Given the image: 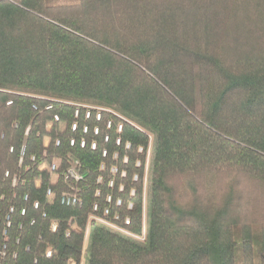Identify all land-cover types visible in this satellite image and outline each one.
Returning <instances> with one entry per match:
<instances>
[{
  "label": "trees",
  "instance_id": "16d2710c",
  "mask_svg": "<svg viewBox=\"0 0 264 264\" xmlns=\"http://www.w3.org/2000/svg\"><path fill=\"white\" fill-rule=\"evenodd\" d=\"M3 84L116 105L154 134L147 241L94 225L86 264H264V0H0ZM49 101L0 89V264L82 262L101 150L115 146L75 149L87 173L83 204H63L62 176L52 184L43 171L35 184L50 113L33 104ZM149 132L127 123L122 137L131 147H120L129 154L119 163L123 194L135 187L137 232L143 181L132 175L143 174L138 148ZM47 149L52 156L70 148Z\"/></svg>",
  "mask_w": 264,
  "mask_h": 264
},
{
  "label": "built area",
  "instance_id": "2783aa9c",
  "mask_svg": "<svg viewBox=\"0 0 264 264\" xmlns=\"http://www.w3.org/2000/svg\"><path fill=\"white\" fill-rule=\"evenodd\" d=\"M38 97L50 99L43 107H39L34 103L33 108L40 110L41 113H50L45 120L46 134L43 138L44 151L39 161L38 169L40 173L35 177V184L39 186L43 180V171H47L50 176V182L56 183L60 176L63 177L68 189L63 190L60 196L61 202L66 205H82L83 198L81 196V183L86 177V170L83 166L81 156L75 151L79 148H90L92 150L100 149L101 143H113L114 150L110 152L108 147L104 146L101 150V161L99 165L100 173L97 176V182L100 184L95 190L97 199L93 202L92 207L87 215V223L85 228V238L90 235V230L94 225L105 226L116 231L126 237L144 243L148 238V181L150 174V161L153 150L152 133L149 132V143L147 147L139 146L140 152H145V166L143 174L134 172L133 180L143 181V197H142V227L139 232L131 228L133 219L131 211L134 208V200L132 196L135 194V187L132 186L129 193L125 196V182L123 178L127 175V170L120 166L119 161L128 162L129 154L127 151L121 155L120 147L125 149L131 147V141H123L122 133L127 123L133 124L138 128H144L136 124L131 117L123 113L121 110L105 103H93L85 100L48 97L36 95ZM12 101H8L10 104ZM64 106L62 109L54 111L55 104ZM65 105L71 106L68 111ZM17 125V122L15 123ZM32 128V123L28 124L25 129V135H28ZM39 134V132H38ZM51 144L55 148H60L66 144L70 149L65 152H55L49 156L48 146ZM26 141L22 143L19 163L23 164L26 156ZM13 150V146L11 147ZM31 162L38 161L39 155L33 152L29 155ZM110 158V160H109ZM109 160V163H108ZM139 164V160H137ZM30 164L26 166L29 168ZM108 173V177L104 172ZM9 175V171H6ZM17 175H14L13 182L16 183ZM24 182V181H23ZM85 185V184H84ZM103 185L106 191L103 192ZM47 197L53 199L55 192L50 185L47 188ZM28 194H25V198ZM34 206H39V200L34 201ZM14 207H10V212ZM22 213L26 212L23 207ZM10 214L6 216V226L3 228L2 236L7 240V227L10 226ZM1 225V220H0ZM57 223L53 221L52 228L56 229ZM6 244H4L1 253H5ZM51 250H48V254Z\"/></svg>",
  "mask_w": 264,
  "mask_h": 264
},
{
  "label": "rangeland",
  "instance_id": "374dc122",
  "mask_svg": "<svg viewBox=\"0 0 264 264\" xmlns=\"http://www.w3.org/2000/svg\"><path fill=\"white\" fill-rule=\"evenodd\" d=\"M74 1L75 0H60V2H74ZM3 88L4 89L13 90V91H19V92H30V93H33V94H36V95H43V96H48V97H62V98L85 100V101H90V102L99 103V104L102 103V101H99V100L76 98V97L58 95V94L51 93V92L35 91V90H29V89L26 90L24 88L15 87V86H12V85H4V84L3 85H0V89H3ZM111 106H113V107H115L116 109L119 110V108L116 105H111ZM135 121H137V120H135ZM138 123L141 126H143L144 128H146L148 131H151V133H152V139H153V143H154V136H153L154 134H153L152 130L148 126L146 127L145 125H143L141 122H138ZM151 157H152V155H151ZM88 245H89V237L87 239H84L83 257H82L81 264H86V256H87Z\"/></svg>",
  "mask_w": 264,
  "mask_h": 264
}]
</instances>
